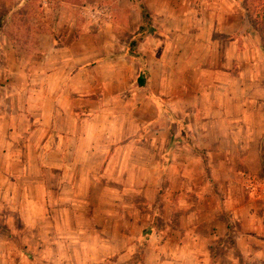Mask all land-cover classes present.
Segmentation results:
<instances>
[{
	"label": "crops",
	"instance_id": "0c3cea01",
	"mask_svg": "<svg viewBox=\"0 0 264 264\" xmlns=\"http://www.w3.org/2000/svg\"><path fill=\"white\" fill-rule=\"evenodd\" d=\"M130 2L0 36V264H264V10Z\"/></svg>",
	"mask_w": 264,
	"mask_h": 264
},
{
	"label": "rangeland",
	"instance_id": "374dc122",
	"mask_svg": "<svg viewBox=\"0 0 264 264\" xmlns=\"http://www.w3.org/2000/svg\"><path fill=\"white\" fill-rule=\"evenodd\" d=\"M61 2H71L73 5L76 4L77 6L72 8L71 6L63 5ZM134 2H130L129 4H132V8L136 9V5H139L140 3ZM257 2L258 0H250V10H254V13L261 15V12L264 10V5L260 4L256 6ZM99 6L108 10L109 20L107 24H112L114 14L112 13L110 7L102 3H93V0H89L88 5L82 4L81 6L78 0H0V36L8 38V41L13 47H26L33 42L37 35L52 34L54 32L58 12H64V10L68 11V9H71L72 13L75 14L78 20V27H81L80 22H82V26L85 28L87 27L89 31H91L92 29L94 30L97 28L94 24L95 22L92 16L94 14L95 7ZM137 13H139V9H137ZM129 14V10H126L124 13L126 17H128ZM75 36H77V34ZM130 38L131 37L126 40L127 47L130 48V55L138 57V46L136 47V42L134 40H130ZM254 107L256 108V111L253 114L250 113L249 122L252 123L254 118L255 122L258 119L257 121L259 122L260 127H263L264 104L259 103L257 105L256 103L254 104ZM254 144L258 143L255 142ZM260 161V168L251 167L248 169L251 178L257 181H259V178H257L259 175L264 178V156H261ZM253 184L252 180L245 181L241 186L242 190L245 193L253 190L258 193L261 191L264 192L263 186H256V188L253 189ZM170 244L173 245L174 241H171Z\"/></svg>",
	"mask_w": 264,
	"mask_h": 264
},
{
	"label": "built area",
	"instance_id": "2783aa9c",
	"mask_svg": "<svg viewBox=\"0 0 264 264\" xmlns=\"http://www.w3.org/2000/svg\"><path fill=\"white\" fill-rule=\"evenodd\" d=\"M92 18L94 19L95 26L99 28L102 26L103 23L108 22V10L102 6L95 7Z\"/></svg>",
	"mask_w": 264,
	"mask_h": 264
},
{
	"label": "trees",
	"instance_id": "16d2710c",
	"mask_svg": "<svg viewBox=\"0 0 264 264\" xmlns=\"http://www.w3.org/2000/svg\"><path fill=\"white\" fill-rule=\"evenodd\" d=\"M135 2H139L140 0H134ZM139 9H140V13H141V17L144 23H147L149 15L146 12V10L144 9V7L142 6V4H139ZM140 30H142V27L140 28Z\"/></svg>",
	"mask_w": 264,
	"mask_h": 264
}]
</instances>
